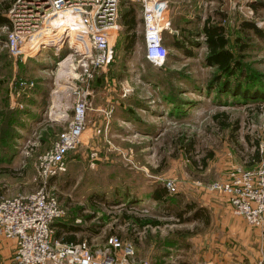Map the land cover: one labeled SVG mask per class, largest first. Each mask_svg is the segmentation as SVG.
I'll use <instances>...</instances> for the list:
<instances>
[{"label":"rangeland","instance_id":"obj_1","mask_svg":"<svg viewBox=\"0 0 264 264\" xmlns=\"http://www.w3.org/2000/svg\"><path fill=\"white\" fill-rule=\"evenodd\" d=\"M8 1L0 0L3 14ZM122 9L120 5L119 17ZM167 12L171 32L183 45L168 43L171 33L166 31V61L152 64L144 57L139 23L127 60L124 45L129 38L116 33L112 57L97 71L102 80L89 82L82 142L65 154V171L51 177L47 188L65 207L60 219L81 224L83 239L92 244L116 233L133 241L137 257L154 264L264 262V229L235 215L221 220L205 205L194 218L189 217L192 210L175 214L186 202L199 206L212 197L206 183L224 177L232 164H261L252 161L257 140L264 159V99H244L208 87L216 67L204 62L207 47L201 32L208 16L224 25L231 42L243 18L264 28V0H168ZM136 14L141 16L139 6ZM5 34L0 24V192L12 194L38 185L37 158L63 130L67 119L58 115L67 112L70 118L82 83L76 58L60 65L71 55L67 37L40 44L18 58L2 46ZM249 36L242 61L245 68L264 74V40L251 31ZM17 77L32 84L21 86ZM9 107L26 109L11 126L1 118ZM94 123L105 131L94 134ZM93 148L98 158L91 163ZM202 156H207L205 165ZM169 177L178 183L177 191H168L177 206L175 200L157 201L149 195ZM125 214L161 222L141 225Z\"/></svg>","mask_w":264,"mask_h":264},{"label":"built area","instance_id":"obj_2","mask_svg":"<svg viewBox=\"0 0 264 264\" xmlns=\"http://www.w3.org/2000/svg\"><path fill=\"white\" fill-rule=\"evenodd\" d=\"M120 2L12 0L6 10L8 22L4 23L6 34L2 46L10 54L17 57L29 54L40 44L64 42L67 37L71 44L69 54L77 60V79L82 83L72 105V115L70 118L67 112L58 115L66 118L67 123L50 148L37 158L38 185L30 191L0 192V236L16 239L14 264H154L137 257L133 241L116 233L108 234L100 244H92L85 238L67 241L56 237L54 221L66 212L56 194L47 188L51 177L65 171V154L82 142L90 103L89 82L112 57L113 37L121 27L118 21ZM139 2L144 56L153 64L162 65L168 53L162 32L172 31L171 21L165 17L168 0ZM56 18L59 20L53 22ZM19 84L28 86L32 81L22 79ZM128 90L125 88L124 93ZM111 110L109 108L106 113ZM94 125V134L104 130L99 124ZM97 158L98 151L91 149L90 162L94 163ZM163 183L169 192L178 189L173 177L166 178ZM206 188L226 195L235 214L247 224L264 229V163L251 168L233 164L224 177L207 182ZM255 264L264 262L260 259Z\"/></svg>","mask_w":264,"mask_h":264},{"label":"trees","instance_id":"obj_3","mask_svg":"<svg viewBox=\"0 0 264 264\" xmlns=\"http://www.w3.org/2000/svg\"><path fill=\"white\" fill-rule=\"evenodd\" d=\"M10 5V1L7 2L5 7V12L0 11V24L8 22L6 16V10ZM121 17L124 23L127 25L126 29L128 31L126 37L129 38L127 44H125V55L128 54V51L132 49L134 42L135 32L133 28L137 25V21L134 17V12L132 8H128L125 11H121ZM238 24V33L235 35L233 42L230 41V38L225 32L224 25L220 21H212L209 16L204 19V22L201 27V32L204 36V41L206 43L207 51L204 57L205 64L212 65L216 67V71L213 74V77L207 82L208 87L215 88L217 91L227 92L233 96L241 95L244 99H264V74L254 71L253 69L245 68L244 62L242 61L243 51L248 49L249 42L247 41L250 38V31L257 37H260L264 40V28L257 25L256 22L252 19L243 18L237 22ZM168 30H163L162 37L163 42L167 43L168 38L165 35V32ZM130 32V33H129ZM171 39L168 43L173 46L179 47L183 45V40L176 35V32H170ZM188 34H190L188 32ZM186 35V39L191 43H194L191 39V36ZM165 43V44H166ZM167 45V44H166ZM168 46V45H167ZM168 55V53H167ZM145 57V56H144ZM20 58V57H18ZM146 58V57H145ZM147 59V58H146ZM148 60V59H147ZM149 61V60H148ZM151 62V61H150ZM152 63V62H151ZM153 64V63H152ZM98 80H102V76H98L97 72L94 76ZM24 78L17 77L16 83L19 84V81ZM214 83V85H212ZM209 89V88H208ZM22 112H26V109L13 108L9 107L7 110L1 112L2 121L7 124L10 122V126L18 121V117ZM9 113V114H8ZM14 114V115H12ZM14 117V119H13ZM12 119L14 121H12ZM256 148L253 151V157L256 159L260 158V150L258 146V140L255 142ZM211 155V152H209ZM207 156H202L201 163L206 164ZM196 162V160H194ZM150 197L157 201H170L175 200L174 195H169L168 190L164 183H158L153 186L149 193ZM175 206L178 205V200L173 202ZM200 207L196 206L194 202H186L180 210H177L175 214L180 216L184 211L192 210V213L189 217L194 218L199 215ZM128 218L131 221L139 222L141 225L153 224L157 225L161 221L157 218H140L133 214H125V218ZM62 219V218H61ZM59 218L56 222L61 225H66L68 221H63Z\"/></svg>","mask_w":264,"mask_h":264},{"label":"crops","instance_id":"obj_4","mask_svg":"<svg viewBox=\"0 0 264 264\" xmlns=\"http://www.w3.org/2000/svg\"><path fill=\"white\" fill-rule=\"evenodd\" d=\"M120 5L123 6V9L121 11H125L128 8H132L133 12H134V17L137 21V25L140 23L142 25V28H143L142 10H141V3L139 2V0H121L119 6ZM138 6L140 9V14H141L140 17H138L136 14V9ZM121 11H120V17H119V13H118V21H119V24L121 25V27L118 29V31L115 32L114 37H115L116 33L118 32L117 33L118 36L120 34H123V38H125L128 31L126 29L127 25L124 23V21L121 17ZM167 15L168 16H166V14H165V17L166 18L169 17L171 19V16L169 15L168 12H167ZM171 28H172V26H171ZM142 34H143V31H142ZM143 37H144V35H143ZM124 47H125V45H124ZM124 52H125V49H124ZM131 52H132V49L130 51H128V54L125 55V58L127 60L130 59L131 54H132ZM252 161H254V162L259 161V163L260 162L264 163L263 155L261 154V152H260V158L256 159L255 157H252ZM210 193H211L212 197H206L203 200V204L200 203L199 206H202V207H203V205H205L206 207L209 206V208L216 214V216H219L220 219L224 220V221L228 220V218H231V216H233V215L238 216L233 212V208L230 205L226 195L219 193V192H215V191H210ZM196 206H198V205H196ZM57 220H59V219H57ZM57 220L54 221L55 236L56 237H60V238L67 240V241H76V240L82 239L85 236V234H84L85 230L82 228L81 224L75 223V221L70 220L69 222L66 223V225H61L58 222H56ZM15 247H16V239L14 237H7V236H3V235L0 236V264H14L15 263V260H14Z\"/></svg>","mask_w":264,"mask_h":264},{"label":"bare ground","instance_id":"obj_5","mask_svg":"<svg viewBox=\"0 0 264 264\" xmlns=\"http://www.w3.org/2000/svg\"><path fill=\"white\" fill-rule=\"evenodd\" d=\"M59 20V18H56V19H54V21L53 22H57ZM72 22V21H71ZM72 23H74V22H72ZM69 59H71V55H69L66 59H64L61 63H60V65H64Z\"/></svg>","mask_w":264,"mask_h":264}]
</instances>
